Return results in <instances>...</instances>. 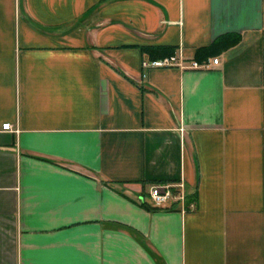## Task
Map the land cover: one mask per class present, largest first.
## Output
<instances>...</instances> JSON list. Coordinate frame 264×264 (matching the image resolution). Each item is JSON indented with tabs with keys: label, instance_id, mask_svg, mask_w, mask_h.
<instances>
[{
	"label": "crops",
	"instance_id": "obj_1",
	"mask_svg": "<svg viewBox=\"0 0 264 264\" xmlns=\"http://www.w3.org/2000/svg\"><path fill=\"white\" fill-rule=\"evenodd\" d=\"M0 264H264V0H0Z\"/></svg>",
	"mask_w": 264,
	"mask_h": 264
},
{
	"label": "built area",
	"instance_id": "obj_2",
	"mask_svg": "<svg viewBox=\"0 0 264 264\" xmlns=\"http://www.w3.org/2000/svg\"><path fill=\"white\" fill-rule=\"evenodd\" d=\"M219 59L214 58L213 63L218 64ZM211 65L210 61L205 63H199L193 61L189 67L196 69L209 68ZM144 66L148 67H168V66H179L181 68L187 67L184 61L179 60L176 56L166 57L159 60H152L145 62ZM3 129L11 130L12 126L10 123L3 125ZM149 201L155 206L162 208H174L180 206L183 211L191 210L195 208L194 195L195 193L189 191L184 180L175 183H154L151 185L148 191Z\"/></svg>",
	"mask_w": 264,
	"mask_h": 264
},
{
	"label": "trees",
	"instance_id": "obj_3",
	"mask_svg": "<svg viewBox=\"0 0 264 264\" xmlns=\"http://www.w3.org/2000/svg\"><path fill=\"white\" fill-rule=\"evenodd\" d=\"M228 38L229 37L226 36V38L222 39V41H220L219 43H217L211 47L203 48L202 49L203 53L200 56L196 57V61L199 63H205L206 61L209 60V58L211 56H213V52L217 48H219L223 45L228 46L227 44L234 45L235 43L238 42L240 37L234 36L233 40H231V41H228ZM151 50H153L155 52V54H161L160 58L171 57V56H174V54H175V52H174L175 48L173 46H160V47L153 46V47H151ZM142 205L149 210L162 209V207H158V206H155L153 204L150 205L149 202L142 203ZM165 209H168V208H165ZM169 209H173V208H169Z\"/></svg>",
	"mask_w": 264,
	"mask_h": 264
}]
</instances>
